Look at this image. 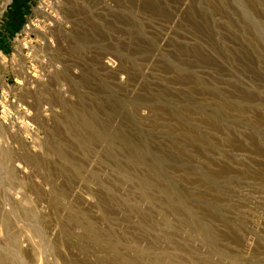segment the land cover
Returning <instances> with one entry per match:
<instances>
[{"label":"rangeland","instance_id":"obj_1","mask_svg":"<svg viewBox=\"0 0 264 264\" xmlns=\"http://www.w3.org/2000/svg\"><path fill=\"white\" fill-rule=\"evenodd\" d=\"M4 1L0 264H264V0Z\"/></svg>","mask_w":264,"mask_h":264},{"label":"bare ground","instance_id":"obj_2","mask_svg":"<svg viewBox=\"0 0 264 264\" xmlns=\"http://www.w3.org/2000/svg\"><path fill=\"white\" fill-rule=\"evenodd\" d=\"M8 0H5L4 2L7 3ZM23 186V185H22ZM9 225V224H8ZM7 227V226H6Z\"/></svg>","mask_w":264,"mask_h":264}]
</instances>
